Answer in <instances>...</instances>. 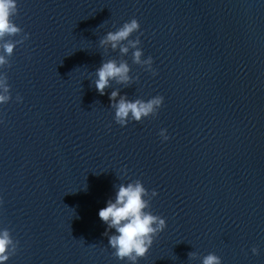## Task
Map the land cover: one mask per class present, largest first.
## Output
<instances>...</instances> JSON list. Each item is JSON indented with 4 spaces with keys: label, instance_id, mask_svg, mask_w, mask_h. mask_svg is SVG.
I'll return each mask as SVG.
<instances>
[{
    "label": "water",
    "instance_id": "1",
    "mask_svg": "<svg viewBox=\"0 0 264 264\" xmlns=\"http://www.w3.org/2000/svg\"><path fill=\"white\" fill-rule=\"evenodd\" d=\"M17 7L23 31L5 39L29 35L3 69L11 98L0 105V226L19 243L4 264H125L97 211L115 184L135 178L156 189L151 210L166 219L138 264H201L209 251L222 264H264V0ZM132 16L140 29L127 39L142 30L137 46L155 75L133 62L131 46L99 43ZM109 58L126 60L136 79H113L100 94L94 69ZM112 89L164 101L155 116L120 125Z\"/></svg>",
    "mask_w": 264,
    "mask_h": 264
},
{
    "label": "clouds",
    "instance_id": "2",
    "mask_svg": "<svg viewBox=\"0 0 264 264\" xmlns=\"http://www.w3.org/2000/svg\"><path fill=\"white\" fill-rule=\"evenodd\" d=\"M18 0H0V105L8 102L11 98L8 75L5 69L10 65L9 57L14 46L24 39L29 33L24 32L19 39H5L13 34L22 32L23 29L17 24L13 17L18 12ZM140 29L139 21L135 16L125 20L114 30L107 31L99 40L100 45H108L113 49L126 53L132 48V60L142 65L145 70L153 75L156 69L153 67L151 54L144 56L143 49L138 47L141 43L140 31L134 39H127L130 34ZM126 41V43H125ZM94 83L96 90L104 94L105 87L110 81H116L127 85L136 76L130 74V65L126 60L114 58L103 59L99 66L94 69ZM109 106L114 110L113 119L120 125H126L129 121H139L143 117L155 116L164 101L160 93L152 95L147 99L137 96L128 98L127 93H120L118 89L108 92ZM15 99L19 102L23 97L17 93ZM162 140L169 139L167 128L158 129ZM114 194L109 196L103 207L97 211V215L105 223L104 235L108 236V246L112 249L111 255L125 264H138V258L144 256L152 245L155 236L165 227L164 216L151 210L150 201L155 196L156 189L146 188L141 179H129L114 185ZM112 229L113 231L109 232ZM19 241L11 235L7 226H0V264H4L8 258L17 250ZM253 254L258 252V247H251ZM196 253L189 251L188 255ZM201 264H222V257L213 251L203 255Z\"/></svg>",
    "mask_w": 264,
    "mask_h": 264
}]
</instances>
